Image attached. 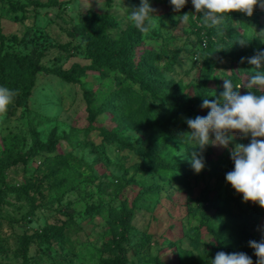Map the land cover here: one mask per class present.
<instances>
[{"label":"rangeland","instance_id":"obj_1","mask_svg":"<svg viewBox=\"0 0 264 264\" xmlns=\"http://www.w3.org/2000/svg\"><path fill=\"white\" fill-rule=\"evenodd\" d=\"M32 1L55 4L34 7ZM149 2L156 10L158 25L145 34L128 19L140 0L1 1L0 45L3 50L19 55L38 48L42 53L40 64L46 69L66 71L74 65L85 67L91 62L84 58L77 31L83 29L86 17L107 16L112 23L105 27L106 34L117 37L127 30L139 31L145 44L161 55L159 67L170 58V51H177L171 71H163L162 76L173 83L175 93L195 98L201 91L198 84L204 58L200 53L204 50L203 42L207 43L195 29L200 25L198 13L191 0L179 12L173 10L170 0ZM261 12L257 7L253 15L259 17L262 27L251 25L250 33L264 30ZM186 13L197 17L190 16L184 23L181 16ZM166 32L171 37L166 38L163 35ZM257 38L264 42V38ZM22 39L27 41L25 45L21 44ZM230 66L229 58L220 61L213 69L215 76L220 77ZM114 90L113 76L105 79L88 71L77 83H66L42 71L36 75L27 105L13 111L8 109L0 118V165L5 168V182L0 181L1 264H108L118 255L124 257L123 264H186L182 261L190 256L186 251L197 255L210 238L205 229L201 230L202 238L191 237V231L203 224L190 209L203 190L218 189L212 203L223 212L220 219L209 220L217 232L221 225L226 229L244 227L248 221L243 212L250 207L260 208L244 202L225 181L226 173L234 168L230 150L235 144L249 143L250 137L232 133L234 141L227 149L218 147L217 156L202 153L204 168L195 173L190 153L180 149L177 140L148 132L151 138L172 143L166 150L168 158L188 170V188L162 183L171 198L148 195V202L135 208L134 217L129 220V242H121L120 251L114 248L113 239H119L112 224L115 209L133 200L138 191L134 179L151 177L132 167L139 159L125 145L134 144L139 137L136 130L126 128L127 120L109 113L92 117ZM240 91L245 93L243 89ZM174 127L180 129L177 124ZM100 129L113 133L117 142L103 136ZM189 131H185L186 136ZM34 133L42 142L52 144L54 154L36 157L25 164H9L14 154L30 145ZM100 205L110 211L99 212ZM246 231L252 240L264 237V215L255 227L247 225ZM179 232L185 237L176 241V248L173 241L177 238H172L169 244L167 239ZM242 250L247 255L253 251L245 242L230 253Z\"/></svg>","mask_w":264,"mask_h":264},{"label":"trees","instance_id":"obj_2","mask_svg":"<svg viewBox=\"0 0 264 264\" xmlns=\"http://www.w3.org/2000/svg\"><path fill=\"white\" fill-rule=\"evenodd\" d=\"M54 4L52 1L47 3L31 2L32 6L42 8ZM261 14L264 15V10ZM201 16L202 14L198 13L200 25L195 26V29L199 30L201 37L207 39V43L203 42L205 43L204 50L200 53L204 58L203 67L200 68L202 78L198 84L201 91L199 94L197 92L195 98L183 93H175L176 88L173 83L162 76L163 71H171L174 59L178 54L177 51L169 50L170 58L159 67L158 61L161 55L155 54L154 50L145 44L139 31L127 30L117 37L106 34L105 27L112 23V20L109 21L107 16H88L83 29L77 31L84 58L91 62L85 67L74 65L66 71L46 69L40 64L42 53L38 48L31 49L26 55H19L3 50V46L0 45V86L14 91L18 90V95L8 108L12 111L17 107L27 105L36 75L39 72L54 74L66 83H77L78 78L86 76L88 71L105 79L113 76L115 90L106 96L100 107L92 113V117L109 113L122 120L126 119L128 125L126 128L136 130L139 137L134 144L125 145V148L131 149L135 157L139 159L134 162L132 167L137 172L148 173L151 176L139 180L134 179L133 183L138 191L133 200L130 204L125 203L117 210L115 209L112 216V224L117 228L118 231L115 232H118L116 236L119 238L118 240L113 239L112 245L119 251L121 242H129L128 233L131 230L129 220L134 217L135 208L148 202L146 200L148 195H163L171 198L162 183L178 184L188 188V170L168 158L166 150L172 143L162 141L158 137L151 138L148 136V132L177 140L178 145H181L180 149L184 152H199L198 144L185 135V131L189 129L186 120L194 116H204L203 112L208 110L201 107L203 98L217 97L223 91L224 79L231 80L234 86L244 85L254 73L253 66L247 62V58L264 50V42L257 38L254 31L250 33L248 30L251 25L261 26L258 16L248 17L243 13L233 12L229 14L226 22L217 28L205 27L200 19ZM163 35H166V38L171 37L167 32ZM240 40L248 42L242 46L238 43ZM26 42L25 39L21 40L23 45ZM225 58L230 60L229 70L220 77L215 76L214 67H217L218 63ZM242 58H245L244 62H241ZM212 81L214 85L210 87ZM241 89L244 92L247 91L245 88ZM257 91L259 94L264 90ZM91 120L94 121V119ZM115 124L122 127L118 122ZM176 124L180 129L174 127ZM100 133L111 139L112 142H117L114 135L112 136L113 133L104 129H100ZM38 137V134L34 133L30 145L24 151L14 154L9 164H25L28 160H33L36 157L54 154L52 144L42 142ZM217 152L218 147L211 145L203 150V154L209 156H217ZM4 170V165L1 164L0 181L3 184L5 182L3 179ZM48 174L52 175L53 173ZM217 191L218 189L203 190L195 205L190 207L192 212L203 220V224H200L202 228L199 225L194 231H191L192 239L202 238V229H205V234L210 238L209 242L204 245L203 251L197 255H194L190 250L186 251V254L190 255L188 259H184L182 256V261H185L186 264H212L211 261L217 252L230 253L238 249L241 243H248L252 240V236L246 231L247 225L251 228L255 227L258 219L264 215V209L258 208V206L250 207L243 212L248 221L244 227L226 229L221 225L220 231L217 232L211 227L212 221L209 222L210 219H220L219 216L223 212L212 203V199L217 197ZM97 210L99 212L110 211L109 208L103 209L101 205ZM52 234L54 233L52 232ZM175 237L177 239L173 241L172 238ZM184 237V233L179 232L177 236L168 237L171 240L167 239V242L169 244L173 241L177 248L176 241L178 242ZM193 247L195 248V245ZM249 255L256 262L254 250ZM123 261L124 257L118 255L114 262L110 263L109 261L108 264H123Z\"/></svg>","mask_w":264,"mask_h":264},{"label":"clouds","instance_id":"obj_3","mask_svg":"<svg viewBox=\"0 0 264 264\" xmlns=\"http://www.w3.org/2000/svg\"><path fill=\"white\" fill-rule=\"evenodd\" d=\"M187 0H170L174 11L179 12ZM195 13L202 14L205 27L222 26L230 13L240 12L251 17L258 7L264 10V0H191ZM156 10L149 0H140L139 7L134 8L128 16L130 22L141 33H149L158 25ZM190 16H181L187 23ZM254 30V29H253ZM256 36L264 38V30L256 32ZM248 41L240 40V45ZM245 58L241 59L244 62ZM253 66L254 73L242 86H234L231 80H223V91L219 97L203 98L201 107L207 109L206 116H196L186 120L189 132L187 136L198 144L199 152L190 153V164L195 173L204 168L203 150L211 145L227 149L239 133L242 138H249L247 144H235L230 150V158L234 164L232 171L226 173L225 181L232 189L243 197L244 202L259 205L264 209V50L247 58ZM247 91L241 94L240 89ZM18 95V90L0 86V118L7 114L9 106ZM248 247L254 250L256 264H264V237L259 241L250 240ZM212 264H253L252 258L244 252H217Z\"/></svg>","mask_w":264,"mask_h":264},{"label":"built area","instance_id":"obj_4","mask_svg":"<svg viewBox=\"0 0 264 264\" xmlns=\"http://www.w3.org/2000/svg\"><path fill=\"white\" fill-rule=\"evenodd\" d=\"M204 45V44H203ZM253 264H256V262H254Z\"/></svg>","mask_w":264,"mask_h":264}]
</instances>
